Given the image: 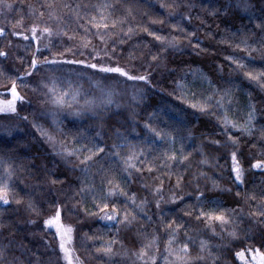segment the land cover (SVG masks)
<instances>
[{
	"label": "trees",
	"instance_id": "obj_1",
	"mask_svg": "<svg viewBox=\"0 0 264 264\" xmlns=\"http://www.w3.org/2000/svg\"><path fill=\"white\" fill-rule=\"evenodd\" d=\"M221 2L234 5L236 0ZM250 2L254 5L253 20H256L261 16L262 6L259 0ZM104 3L116 5L115 9L105 10V15L111 13L107 21L109 24L113 19L126 16L124 9L131 5L133 11L127 16V23L117 24L107 33L93 27L89 21L92 16L99 15L96 6ZM169 3L172 0H3L0 3V28L5 29L0 34V51L5 53L0 56V89L11 87L12 81L16 80L20 93L31 101L22 106L19 104L18 114H0V157L16 166L17 198H23L21 204L13 201L4 205L0 202V249H9L5 254L7 259L0 260V264H13L14 257L15 264H60L56 251L58 238H53L54 230L45 231L42 224L44 219L53 215L52 201L63 202L71 197L82 176L79 169L72 171L77 163L76 157L65 163L62 157L56 155L61 149V142L69 149L82 145L91 147L92 143L104 147L105 154H101L95 162L92 173L101 167L110 169L130 195L136 194L137 203L147 199L145 212L153 217L151 222L139 218L131 229L120 227L117 233L115 228L109 230L105 222L86 214L85 209L96 211L90 197L81 200L77 196L74 200H68L76 207L74 211H65L62 219L76 229L74 246L85 263L143 264L132 253L151 242L149 256L156 254L160 257L158 264H165L162 257L168 255L166 247L169 235L164 223L173 218L185 227L178 232L172 248L182 246L187 230L188 235L196 241L195 246H190L193 257L201 254L198 248L201 239L210 241L212 252L219 257L217 264H242L235 253L246 248H256L264 253V222L251 215L258 209L255 202L247 200L251 194L256 195L258 200L264 195V171L250 168L255 160H264V155L260 154L264 144L258 141L259 132L246 136L233 130V135L240 139L238 148L243 152L241 160L246 170L244 183L237 185L233 181L231 160L227 155L234 149L230 145L217 148L207 144L206 138H220L216 135L220 128L215 116L202 115L189 107V103L194 102L191 92H195L197 99L201 100L212 96L213 111L219 115L222 109L215 107V100L223 95L224 89H230V95L224 100V108L228 110L230 118L243 123L250 111L249 105H255L254 124L256 129L264 128V89L243 75L244 71L252 68L264 69V61L261 60L264 48L253 52L255 59L251 62L247 52L243 51V44L236 48L245 33L249 34V44L259 48L256 40L260 34L250 22L249 14L244 12L226 15L221 10L218 16L209 15L213 6L219 7L215 0H176L180 7H160ZM8 4L12 7L8 8ZM186 4L193 6L184 7ZM169 12L176 14L170 16ZM181 14L185 17L190 15L191 19H182ZM160 20L162 24L153 23ZM45 27L60 35L51 38L49 48L37 52L35 42L28 34L33 28L42 30ZM121 27L124 32L128 27L135 29L131 39L121 33ZM144 28L168 41L176 37L177 47H168L155 40L143 31ZM181 29L184 31L181 32ZM17 32L21 35L14 34ZM190 33L195 35H188ZM101 35L105 37L103 42L99 39ZM25 36L29 39L25 40ZM152 55H158V59L152 61ZM34 56L39 60L45 57L84 60L86 63L83 65H64L56 73L60 80L58 91L78 90L80 96L77 100L82 105L85 99L91 98H96L99 103L105 86L117 88L113 97L115 103L102 113V119H97L91 113L74 118L67 114V110H57L42 96L43 89L32 91L36 81L48 74V69L40 68L33 77H25L23 81L16 79L25 71H31L30 61ZM229 56L242 59L249 69L237 70L226 59ZM98 61L124 67L131 75H147L149 81H130L118 74L98 73L86 67L90 62L103 63ZM97 82H100V86H97ZM181 83L185 88L178 86ZM182 92L188 95L182 96ZM73 107H77V104L74 103ZM53 112L56 113L55 117L51 115ZM23 116L28 119H21ZM54 119L56 123H53ZM145 124L171 134L175 137V144L170 145L154 137ZM38 129L53 136L55 143L48 141ZM8 130H11V136L6 134ZM189 130L192 139L186 138ZM114 143L121 146V156H127L133 150L136 153L143 150L141 158L146 157V163L141 168L137 162L141 171L133 169L131 177L123 172L119 158L107 155ZM182 144L184 153H191L189 158L183 162H171V169L165 167L163 151L172 148L179 155ZM201 145H204L203 151L209 164L201 163L204 158L199 152ZM148 166L153 167L152 172L147 171ZM178 175L183 177V181L176 187ZM49 178L64 180L65 183L49 185ZM161 180L163 190L160 195L164 199L157 209L155 203L160 195L155 194L154 189ZM213 181L218 187H213ZM95 183L99 188L100 175H96ZM199 192L204 193L206 202H212V207L218 202L222 209L237 210L236 216L232 217L234 222L227 226L226 231H222L219 224L215 226L219 236H212L204 222L196 221L194 216L184 215L188 211L186 205L197 203ZM173 193L184 196V200L168 202ZM30 200L36 212L28 209ZM77 200H80L79 204ZM119 202H124L123 197ZM233 231L235 238L228 235ZM85 233L103 236L105 240L115 238L118 242L114 250L119 255L109 260L97 254L95 248L100 246L99 243L84 240ZM153 237H156L154 241ZM169 259L174 258L169 256ZM205 264H212V258L209 257Z\"/></svg>",
	"mask_w": 264,
	"mask_h": 264
},
{
	"label": "snow or ice",
	"instance_id": "obj_2",
	"mask_svg": "<svg viewBox=\"0 0 264 264\" xmlns=\"http://www.w3.org/2000/svg\"><path fill=\"white\" fill-rule=\"evenodd\" d=\"M3 0H0L2 3ZM261 4V16L253 20L252 12L254 5L250 2V0H236V3L233 5L231 3H222L221 0H215L216 4H219V7L213 6L209 15L218 16L221 10L224 11L226 15H233L237 12H244L249 14V20L253 23V27L259 32V39L256 40V44H259L260 47H254L252 44H249V34H243V39L239 44H236V48H240L241 44L244 45L243 51L247 52L249 61L255 59L253 57V52L261 51V48H264V0H259ZM8 8H11L12 5H6ZM193 5L186 4L184 7H191ZM99 9L98 16H92L89 23L95 27L98 31L103 29L105 33H107L110 29H115L117 24L124 25L127 23V16L132 14L131 5L127 6L124 11L127 13L126 16L121 17L119 19H113L111 24H109L108 18L111 13L105 15V10L112 8L115 9V4H101L96 6ZM161 8H173L180 7L176 0H172V3L169 4H161ZM175 12H169V15H175ZM43 15V13H41ZM182 19H191L190 15L185 17L181 14ZM163 23L160 21H153V23ZM175 27V25L173 26ZM5 31L4 28H0V34H3ZM144 32H147L148 35L153 36L155 40L161 41L165 43L168 47L175 48L177 47V38L173 37L172 40L168 41L166 38L156 35L154 32H149L147 28L143 29ZM184 30L181 29V32ZM135 29L132 27L127 28V32H124L123 27H121V33H123L128 39H131V36L134 34ZM19 36L21 33H14ZM41 34H46L49 38L60 35V33H55L51 28L45 27L42 29ZM188 35L194 36L195 33H190ZM251 35H255V33H251ZM32 38L38 39L36 35V28L32 29ZM25 40H28L29 37L25 36ZM99 39L103 42L105 37L101 35ZM123 43V41H121ZM47 47V46H45ZM40 49L37 48V52ZM5 53L0 51V56H4ZM99 55V54H97ZM95 58V57H94ZM152 61H156L158 59V55L151 56ZM232 64L236 66L237 70L249 69V65L243 63L242 59H237L232 56L226 58ZM261 60L264 61V57H261ZM86 62L84 60H63L60 58H52L48 59L45 57L43 60L37 59L35 56L30 61L31 71H25L20 76H17L16 79L23 81L25 77H33L40 68H46L49 70L48 74L44 77H41L38 81H36L35 88L32 91H37L43 89L42 96L45 100L53 105L59 111L67 110V114L74 118L82 117L88 113H91L97 119H102V113L107 112L111 106L115 103L113 97L116 95V90L112 87L105 86L102 89V96L100 98L99 103H97L96 98L85 99L82 105H79L77 97L80 96L78 90L68 91V90H59L60 80L56 75L64 65H83ZM86 67L89 69L97 70L98 73L103 74H118L119 76L127 78L130 81H149V77L147 75H131L128 70L119 65L116 66H105L99 63H91L87 64ZM222 70V69H221ZM195 75V74H194ZM243 75L250 82H255L258 87L264 89V69H256L252 68L243 72ZM209 83H211L209 81ZM97 86H100V82H97ZM178 86L183 89L185 85L178 84ZM27 87V85H25ZM11 92L10 99H0V114H18V102L20 106L24 103H31L27 98L18 91L16 80L12 81L11 88L9 90ZM230 89H224L223 95H220L215 100V107L222 109V112L217 115L213 111V105L211 101L213 100L212 96H207L204 99H197V94L195 92H191V100L194 102L189 103V107L197 110L202 115H213L215 116L217 126L220 128V132L216 135L220 138H206L207 144L211 146H215L217 148H227L229 145L232 149L227 153L228 157L231 160L230 171L233 174V181L237 185H241L244 183L245 177V168L243 166L241 157L243 155L242 150L238 148L240 144V139L233 135V130L240 133L241 135L253 136L257 131L259 132L258 141L261 144H264V128L256 129L254 124V120L256 119V107L255 105H249L250 111L247 113V119L240 123L238 121L233 120L229 116V112L226 108H224V100L226 96L230 95ZM187 92H182V96H187ZM180 99L181 97H177ZM135 100L136 97L133 96ZM77 104V107H73V104ZM119 108V105H116ZM53 117H55L56 113H51ZM23 120H27V116L21 117ZM57 121L54 119L53 123ZM35 126V125H34ZM145 127L148 129L150 133L153 134L154 137L159 138L160 140L169 143L170 145L175 144V137L171 134L158 131L156 128L152 127L150 124H145ZM41 131V134L46 136L47 140L55 143V138L51 135H48L42 129H38ZM134 130V129H133ZM7 135L11 136V130H8ZM100 135L99 132L96 134ZM119 135V133H118ZM187 139H192V133L189 130L187 133ZM155 143V140L153 141ZM61 149L56 152V155L62 157L64 162L67 163L72 157H76L77 163H75L72 167V171L79 169L82 173V176L79 178V185L71 197H68L63 202H57L56 200L52 201L53 207V215L43 220L42 227L45 231H52L53 238H58V245L56 251L60 256V264H83V260L80 259L79 255L76 254V249L74 246L75 241V233L76 229L69 224H65L63 222V215L65 211H74L75 205L69 204L68 200H74L77 196L82 199L85 197H90L93 206L96 211L89 212L85 209L87 215L97 218L99 221L105 222L106 227L111 230V228H115L116 232L119 233L120 227H124L127 229H131L139 218H143L148 222H151L153 217L148 216L145 212V208L148 204L147 199L141 200L137 203V197L135 193L129 194L128 191L125 190V187L121 186V182H118L115 179V175L111 173L110 169H105L103 167L98 168L96 173H92V167L95 162L100 158L101 154H105V148L92 143V146L89 147L87 145H82L79 148H67L64 146V142H61ZM121 146L119 144L111 145L112 151L107 153L109 156L118 157L119 160L123 164V172L127 174L128 177L132 176V170L135 169L137 172L141 171V168L146 163V157L142 159L143 150L141 152L136 153L134 150L127 156H121L119 148ZM134 147V146H133ZM204 145H201L199 148L200 155L204 157L201 160L202 164H209V160L206 154L203 151ZM261 155H264V148L261 149ZM191 153L185 154L183 150V144L181 145L180 154L177 155V152L169 148L166 151H163V163L164 166L171 169V162H183L186 161ZM137 162L141 165V168L137 167ZM35 167V165H33ZM252 170H261L264 171V160L257 159L254 163L250 165ZM148 172L153 171L152 166L147 167ZM55 173H53V176ZM96 175H100V187L98 188L95 183ZM157 179H160L157 177ZM16 166L13 163H9L7 159L0 157V202L4 205H9L11 202H15L16 204H21L23 202V198H17L18 192L16 189ZM183 181L182 176H177L176 187H179L181 182ZM57 183L64 184V180L59 179H48L49 185H55ZM213 187H218L215 181H213ZM163 190V181H160V184L155 187L154 193L160 195ZM225 191H230V189H225ZM239 195V193H237ZM123 197L124 202L120 203V198ZM163 196L160 195V199L156 201L155 207L157 209L160 208L161 201H163ZM177 200L183 201L184 196H176L175 193L172 194L170 200L168 202L175 203ZM247 200L255 202L256 208L258 209L251 215L258 217L262 222H264V195L257 199V196L254 194L248 195ZM197 203L194 205H186L188 211L184 213L185 216L193 217L196 221L204 222L205 227L210 230L212 236H219L220 234L216 232V225L219 224L222 231L227 230V226L231 225L234 221L232 217H235L237 214L236 209L225 210L222 209L218 202H216L215 206L212 207L210 204L212 202L205 201V195L203 192H199L196 196ZM77 204L80 203V200L76 201ZM28 209L32 212H36V207L31 200L27 205ZM163 220V217H161ZM29 223L35 224L36 221H29ZM175 225V227H173ZM183 223H177L175 218L171 221L164 223V228L166 233L169 235L168 246L166 247V252L168 255L162 257L165 261V264H205L209 257L212 258V264H217L219 257L215 256L211 250L210 241L207 239H201L199 241V252L200 255L193 257L191 255V247L195 246L196 241L192 236L188 235L187 230H185V242H183L182 246L173 249L172 244L175 242L177 238L178 232L184 228ZM139 235V233H138ZM228 235L235 238V231L228 233ZM83 239L86 241H91L93 244L99 243V247L95 248V252L97 254L102 255L103 257L111 260L113 257L119 255L114 248L117 244V240L115 238H111L105 240L103 236H97L95 234L89 235L85 233ZM156 237H153V241ZM152 247L151 242L148 244H143L138 251L132 253L136 257V260L142 261L143 264H158V255L153 254L149 256V249ZM9 249H0V260H6L7 256L5 255ZM159 250L157 249V252ZM247 251H252V249H247ZM256 255H254L251 260L253 262L259 261V264H264V253L260 252L259 249L255 250ZM206 253V255H205ZM126 256L127 253H124ZM169 256L173 257V260L169 259ZM147 257V259H145ZM235 257L241 261H244V264H249L248 259L245 257V251L241 250L235 253ZM15 257L13 258V264H15ZM39 264V262H37Z\"/></svg>",
	"mask_w": 264,
	"mask_h": 264
},
{
	"label": "rangeland",
	"instance_id": "obj_3",
	"mask_svg": "<svg viewBox=\"0 0 264 264\" xmlns=\"http://www.w3.org/2000/svg\"><path fill=\"white\" fill-rule=\"evenodd\" d=\"M41 31L42 30H39V29H36V35H37V38L38 39H33L32 38V30L30 31V33L28 34L35 42V46H36V51H37V48L39 49H43V48H49L50 47V40L51 38H49L46 34H41ZM47 46V47H45ZM98 62H103V61H98ZM91 63H97V62H90L89 64ZM88 64V63H87ZM99 64H103L105 66H109L108 63L106 62H103V63H99ZM125 78V77H124ZM11 87L7 88V89H0V99H10L11 98V92L9 91ZM19 91V90H18ZM116 91H117V88H116ZM25 104V103H24ZM18 105H19V102H18ZM64 222V221H63ZM65 224H69L67 222H64ZM70 225V224H69ZM54 230V229H53ZM247 249H252V251H247ZM245 251V257L248 259L249 261V264H259V261H255L253 262L251 260V258L256 255V251L257 250L256 248H246V249H242ZM241 251V250H240ZM260 251V250H259ZM261 252V251H260ZM263 253V252H262ZM77 254V252H76ZM78 255V254H77ZM80 257V256H79ZM80 259L82 260V258L80 257ZM242 264H244V261H241L239 260ZM83 264H87L83 261Z\"/></svg>",
	"mask_w": 264,
	"mask_h": 264
}]
</instances>
